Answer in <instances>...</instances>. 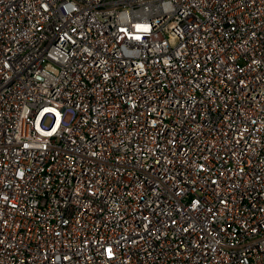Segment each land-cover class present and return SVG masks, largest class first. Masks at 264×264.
<instances>
[{
	"label": "built area",
	"instance_id": "obj_1",
	"mask_svg": "<svg viewBox=\"0 0 264 264\" xmlns=\"http://www.w3.org/2000/svg\"><path fill=\"white\" fill-rule=\"evenodd\" d=\"M0 264H264V0H0Z\"/></svg>",
	"mask_w": 264,
	"mask_h": 264
}]
</instances>
